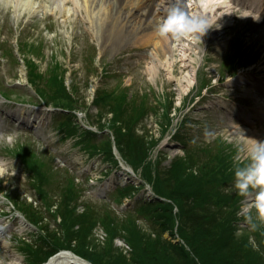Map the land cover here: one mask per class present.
Returning <instances> with one entry per match:
<instances>
[{
	"label": "rangeland",
	"instance_id": "obj_1",
	"mask_svg": "<svg viewBox=\"0 0 264 264\" xmlns=\"http://www.w3.org/2000/svg\"><path fill=\"white\" fill-rule=\"evenodd\" d=\"M52 1L32 0L34 8L19 15L20 8L15 6L20 5L21 0H0V91L12 101L26 103L25 107L18 109V113H27L29 110L36 114L37 110L33 111L31 104L43 105L31 86L41 92L42 99L45 100L51 101V95L59 93L58 102L62 108L82 112L85 119L98 129L105 121V126L111 129L112 117L118 120L125 116L121 114L125 111L122 102H127V107L131 102V106L136 103L134 106L138 112L142 111V115L148 109L142 125L139 126L140 122L134 123L131 129L132 136L135 134L138 138L133 146L137 148L136 154L131 156L132 152L128 150L131 162L143 160L144 156L140 153L147 151L146 144L151 146L143 164L134 166L131 163L138 176L153 189L156 164L162 162L161 166H167L172 160L184 155L185 150L180 148L178 141L193 149L205 148L214 153V156L224 154L227 158L226 170L221 168L218 172L227 171L230 178L223 179L220 173L218 179L228 180L225 183L229 185L224 183L221 190L225 189L229 195L234 193L237 199H233L238 211L237 233L247 237L251 245L258 243V249L264 251V234L252 231L243 219V211L250 206L252 196L245 197L236 192L233 173L230 171L237 157L244 159L251 143L246 138L264 141V96L260 94L253 97L248 92L249 89L253 93L258 89L242 82L248 80L256 83L257 88L264 84V0L256 5L255 11L245 10L246 13L243 14L244 10H233L238 12L232 13L229 18L230 22L222 36L223 43L213 40L210 31H206L201 42L181 38L183 41L175 42L171 53H166L163 58L152 45H139L133 41L132 34L127 35L126 32L118 46L112 45L114 35H109L106 45H102L103 35L92 23L95 16L88 19L95 14L85 0H77V11L70 8L64 14H59L57 7L51 6ZM95 2L92 8L95 7ZM64 3L68 4L69 0H62L61 4ZM18 41L24 57L20 56L15 47ZM195 41L198 42L199 49H191L196 46ZM55 59L64 68L59 71V77L55 75L52 80V74L49 73L51 69L45 65ZM30 64H33L29 67L31 74L36 72L38 80L50 88L43 90L33 85L29 74L26 80L25 71H28ZM238 75V81L233 83L231 78ZM191 76L192 83L186 84ZM51 82L54 83L52 88ZM70 94H73L71 100L67 98ZM62 97L67 100L62 101ZM100 98L113 102V115L107 119L101 116V112L98 117L95 116L98 107L94 105ZM230 111L240 116L245 123L228 120ZM40 113L41 125L37 124L36 129L14 128L9 124L4 136H11L12 139L0 138V167L6 172L0 178V213L5 216L0 218V224L5 226V234L0 236L4 238V243L0 240V264L24 263L23 256L18 253V245L13 242L20 235L32 244L37 243L42 251V237L47 236V231L61 233L63 236L64 231L73 233L75 230L81 234L83 228L90 231L94 240L95 246H87L88 250H98L97 247L105 246L111 251L103 253L104 257H109L112 261L137 264L135 256L140 250L134 247L133 243L136 242L133 237L136 236L140 243L147 244L152 239L148 237V233L151 229L154 230L149 223L147 225L144 220L137 219L139 216L134 212H147L142 209L141 203L148 198V194L141 186L131 180L127 181L126 174L120 175L122 170L119 171L118 165L107 163V154L88 156L72 146L71 139L67 140L68 137L59 130L60 124L68 123L66 114L57 113L60 120L55 124L57 116L53 115L52 121V113L48 110ZM126 130H122L121 134L114 132L118 150L125 156V160L122 138L127 135ZM108 135L105 132L101 137L94 135L90 139L80 135L78 144L87 148L89 143L94 145L95 142L101 149ZM107 142L105 151L110 152L113 142ZM7 153L13 156L17 153L31 161L29 166L32 171L27 169L26 162H22L27 180L20 163L16 166L13 156ZM61 164L68 166L69 170L60 166ZM190 169L195 171L193 167ZM36 170L46 179L47 188L43 193L36 188ZM109 181L111 182L108 183ZM182 181L184 179L176 181L171 178L170 182L165 183L171 192H175L189 187L190 181ZM119 183L125 187L117 186ZM147 188L146 186L145 190ZM66 191L78 192L81 198L64 206L65 211L61 217L52 212L51 203L55 201L59 204L66 199ZM95 193L102 196L105 194L108 198L106 201L98 199ZM137 193L138 199H143H136L135 203L132 201L130 205H126L125 210L131 209V213L116 209L117 206L110 201L115 196H118L117 201L125 196L133 199ZM3 198L10 200L14 208ZM72 209L73 214L69 217L67 212ZM26 217L32 222L34 229L26 227L28 225L23 221ZM54 217L61 222L66 218L70 220L66 221V227L60 229L61 226L53 222ZM73 219L76 222L71 225ZM127 220L133 221L125 223ZM78 227L79 230H76ZM253 232L259 234L254 235ZM162 237L170 240L167 234ZM34 247L36 249V245ZM11 252L17 254V260ZM155 253L159 254L156 257L161 256L159 250ZM152 256V252H141V257H145L146 262H150ZM30 259L31 262L37 260L34 256Z\"/></svg>",
	"mask_w": 264,
	"mask_h": 264
},
{
	"label": "trees",
	"instance_id": "obj_2",
	"mask_svg": "<svg viewBox=\"0 0 264 264\" xmlns=\"http://www.w3.org/2000/svg\"><path fill=\"white\" fill-rule=\"evenodd\" d=\"M55 75L57 74H52V80ZM35 77L34 75L32 78L34 79ZM34 81L38 82L39 80L36 77ZM53 82H56V84L58 83L57 81ZM53 82H51V88L54 84ZM48 88L50 87L46 84V87L41 89L45 90ZM58 96L59 93L56 96L51 95V100H56ZM67 98L69 100L72 99L70 95H68ZM67 98L62 97L61 99L62 101H66ZM131 104L132 102L127 107V102H122L125 111L121 114H125V116L123 115L122 118L118 120L112 117V129L116 134H121L122 130L127 129V135L122 138V145L125 147L123 152L126 155V161L135 166L144 163L143 161L146 155H148L151 146L149 147V144H146L145 150L147 151L143 153L139 152L143 154V160H134L131 162L130 157L136 154L135 149H137L136 146H133L136 142L135 140L138 139L135 134L133 136L131 134L132 126L134 123L137 124V122L142 123L143 118L148 112V109H146L145 113L142 115V111L138 112L135 108L134 105L136 103H133L132 106ZM97 106L99 110L105 112V114L113 115V102L109 103L100 98L99 102H97ZM129 149L132 152L131 156H128ZM184 150L185 153L181 158L172 160L167 166H161L162 162L156 164L155 171L157 174L153 189L157 195L170 202L147 201L143 203L147 211L144 216L154 230L151 229L150 233H148V237L152 239H150L147 244L140 243L136 236L133 237L136 242L133 243L134 247L140 250V253L135 256L137 259L135 260L136 263L242 264L252 262L253 264H264V251L258 249V243H252L251 245L248 243L249 240L247 237L237 233L238 211L236 203L234 202V200L237 201L234 193L229 195L224 191L225 189L223 191L221 190L223 184L228 180H219L218 176L221 172L218 171H220L221 168L226 170V156L224 154L220 155V153L217 154L218 156H214V153L208 152L205 148L193 149L192 146H187ZM123 159H125L124 155ZM148 165H150V163ZM191 167H193L195 171H193V169L191 171ZM221 176L223 179L230 178V174L227 171H223ZM171 178H174L176 181H178L179 178L184 179L185 183L190 181V185L187 189H179L175 190V192H171L168 189L167 183H165L170 182ZM225 184L229 185V183ZM65 196L66 199L62 200L61 204H57L55 201L51 203V207L56 205L55 214L61 217L65 211L63 209L64 206H69L73 200L78 199V192L66 191ZM231 200H233V202ZM174 208L177 209L176 213H174ZM67 213L70 217L73 214V209ZM68 220L70 219H63L60 224V229L64 226L66 227V221ZM132 221L133 220H127L125 223ZM75 222L74 219L71 220V225ZM76 230H79V227L76 228ZM175 231L176 235L179 236L182 241L181 244L171 243L161 236L167 233L174 238ZM259 232L256 234L253 233L254 235H258ZM42 239V251L39 245L36 244V249L31 245L26 252L28 254L29 264H39L53 255L57 250L63 248L75 252L78 256L84 260L90 261L92 264H127L128 262L112 261L109 257H104L103 253L111 251V249L105 246L97 247L98 250H88L87 246L93 247L95 245L90 231L85 228H83V233L81 234L77 233L75 230H73V233L64 231L63 236L61 233L57 234L56 232L51 233L47 231V236L42 237ZM127 241L128 240H126V242ZM156 250L160 251V257H156L159 255L155 253ZM93 251H97L99 254ZM141 252L146 254L153 253L150 262H146L145 257H141ZM131 253L133 256V249ZM32 256L36 257L37 260L31 262L30 258H32Z\"/></svg>",
	"mask_w": 264,
	"mask_h": 264
},
{
	"label": "bare ground",
	"instance_id": "obj_3",
	"mask_svg": "<svg viewBox=\"0 0 264 264\" xmlns=\"http://www.w3.org/2000/svg\"><path fill=\"white\" fill-rule=\"evenodd\" d=\"M239 1L249 7H254L259 3L258 0ZM61 2L62 0H53L51 4L52 7H57L59 14L69 12L70 8L73 11H77L78 9L77 0H69L68 4L64 3L63 5ZM85 2L89 4L91 12L95 14L92 17H88V19H92L95 16L92 23L95 28L98 27L96 28L97 31L103 35L101 40L102 45L104 46L107 43L109 35L115 36V39L112 41V45L115 44L118 46L121 39L124 38V32H126L127 35L132 34V39L135 43L142 46L152 45L155 48V51L159 53L160 57L163 58L166 53H171L175 42L177 43L179 41H183H181V39L175 40L171 37L163 38L156 33V22L162 13L165 0H96V2L95 0H85ZM94 2L96 5L92 8ZM186 4L189 11L203 14L209 19V23L213 24L212 27L207 29V31H210V37L219 43H223V32L225 31L227 23L230 22L229 18L232 16V8L229 6L227 1L186 0ZM32 5V0H21L20 5H16L15 7L20 8L18 11L20 15L24 11L34 8ZM242 13L245 14L244 12ZM195 47L199 49L198 42H196V46L191 47V49ZM192 81L193 78L191 76L186 80V84L190 85ZM31 120H37V124L40 125L41 116L36 115L32 117ZM1 131L2 130L0 129V138H8L9 140V137L11 136H4L5 130L3 133ZM0 240L4 243L3 237H0ZM61 257H64L60 259L62 261L68 259L70 261L72 259V256L69 254L66 255V253L62 254ZM56 262L59 261H53L52 264H55ZM8 264L18 263L10 262Z\"/></svg>",
	"mask_w": 264,
	"mask_h": 264
},
{
	"label": "clouds",
	"instance_id": "obj_4",
	"mask_svg": "<svg viewBox=\"0 0 264 264\" xmlns=\"http://www.w3.org/2000/svg\"><path fill=\"white\" fill-rule=\"evenodd\" d=\"M212 25L205 15L189 11L186 0H165L155 30L163 38H190L201 42V37ZM246 139L251 143L244 159L237 157L230 169L233 187L241 196H252L250 206L243 211V219L252 231L264 234V141ZM5 175V170L0 168V178Z\"/></svg>",
	"mask_w": 264,
	"mask_h": 264
},
{
	"label": "water",
	"instance_id": "obj_5",
	"mask_svg": "<svg viewBox=\"0 0 264 264\" xmlns=\"http://www.w3.org/2000/svg\"><path fill=\"white\" fill-rule=\"evenodd\" d=\"M73 256V255H72ZM74 258H76V260L78 261V262H80L81 264H90L88 261H84V260H82V259H80L79 257H77V256H73ZM56 259V258H55ZM77 264H79V263H77Z\"/></svg>",
	"mask_w": 264,
	"mask_h": 264
}]
</instances>
